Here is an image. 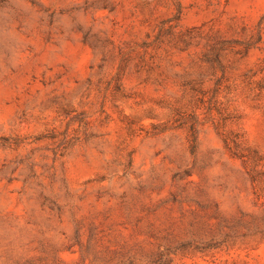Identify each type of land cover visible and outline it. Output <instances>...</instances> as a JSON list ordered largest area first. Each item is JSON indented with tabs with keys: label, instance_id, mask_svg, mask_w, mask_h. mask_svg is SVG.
Listing matches in <instances>:
<instances>
[{
	"label": "rangeland",
	"instance_id": "rangeland-1",
	"mask_svg": "<svg viewBox=\"0 0 264 264\" xmlns=\"http://www.w3.org/2000/svg\"><path fill=\"white\" fill-rule=\"evenodd\" d=\"M91 230L264 264V0H0V264Z\"/></svg>",
	"mask_w": 264,
	"mask_h": 264
},
{
	"label": "trees",
	"instance_id": "trees-1",
	"mask_svg": "<svg viewBox=\"0 0 264 264\" xmlns=\"http://www.w3.org/2000/svg\"><path fill=\"white\" fill-rule=\"evenodd\" d=\"M77 245L79 246V252L81 258L78 262L68 263L61 259L59 252L55 249L43 251L37 257L30 258L24 261L22 264H139L137 263L138 255L144 252L142 246L134 245L130 247L128 244L121 246L120 249H116L112 242L108 241V245L105 243L102 236L97 232H91L87 235L86 240H83V234L77 232L76 237ZM188 243L182 242L179 247L166 248L167 254L176 253L179 250H184L188 246ZM73 246H71L72 248ZM160 247V246H158ZM127 248L129 249L127 252ZM132 248L135 249V254H132ZM122 254V255H121ZM130 254V256H128ZM122 258L117 259L118 256ZM164 254L160 251H156L146 261L147 264H170V259H164ZM141 264H143L144 260Z\"/></svg>",
	"mask_w": 264,
	"mask_h": 264
}]
</instances>
